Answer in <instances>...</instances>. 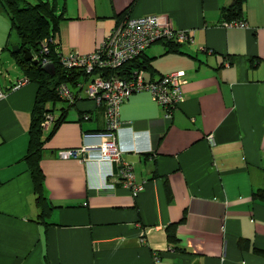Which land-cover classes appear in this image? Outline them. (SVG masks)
I'll return each instance as SVG.
<instances>
[{"label":"crops","instance_id":"0c3cea01","mask_svg":"<svg viewBox=\"0 0 264 264\" xmlns=\"http://www.w3.org/2000/svg\"><path fill=\"white\" fill-rule=\"evenodd\" d=\"M232 1L54 0L57 55L93 53L128 17L159 16L185 34L177 52L155 42L129 65L145 81L181 72V100L168 120L146 91L120 103L121 162L143 182L132 197L115 167L58 156L97 145L92 136L105 130V108L83 93L98 75L67 84L73 103L46 105L61 121L42 145L41 220L24 162L36 86L12 89L24 76L9 62L5 72L15 74L0 85V264H264L254 251L264 253V0H242V28L222 25ZM10 33L0 11V57L17 45ZM110 170L114 188L100 190Z\"/></svg>","mask_w":264,"mask_h":264},{"label":"built area","instance_id":"2783aa9c","mask_svg":"<svg viewBox=\"0 0 264 264\" xmlns=\"http://www.w3.org/2000/svg\"><path fill=\"white\" fill-rule=\"evenodd\" d=\"M224 27H244L242 20L224 21ZM187 36L175 32L159 16L128 17L115 26L101 45L91 54L81 55L71 52L67 55H57L58 64L67 70H81L90 75L95 71H113L122 67L128 61L139 56L151 44L159 41L182 43L187 41ZM54 44L53 38L43 39L38 49L31 54V61L39 66L49 64V45ZM56 51V50H55ZM54 51V52H55ZM181 72H172L161 76L155 81H145L136 72L126 77L99 76L90 79L84 86L85 97L94 104H102L105 108V130L103 133L93 135L98 140L97 145H84L77 149L59 151L61 158H78L82 161H91L96 164H106L116 168L117 183L127 189L132 197H136L143 189V182H135L131 167L121 162V150L115 140V133L119 130V122L116 119V112L120 103L132 93L146 91L153 102L161 109L162 118L170 119L171 113L176 109L181 100ZM26 83V79L20 78L15 82L12 89ZM55 94L61 101L72 104L74 96L64 84L55 89ZM4 93L0 90V99ZM87 119V117H84ZM53 118L45 114L43 127L51 124ZM210 142L211 138L208 136ZM103 177L104 180L98 188L100 190H112L114 186L106 182L114 177L112 171Z\"/></svg>","mask_w":264,"mask_h":264},{"label":"trees","instance_id":"16d2710c","mask_svg":"<svg viewBox=\"0 0 264 264\" xmlns=\"http://www.w3.org/2000/svg\"><path fill=\"white\" fill-rule=\"evenodd\" d=\"M33 4L26 0H0V11L7 18L9 30L16 34L18 49L10 52L14 64L26 79V82L36 86V93L30 112L28 126V144L24 156L29 178L32 185L34 201L39 209V219L43 220L46 216L49 206L42 192L43 175L40 169V159L42 145L52 135L60 123V118L53 121L48 133L43 131V121L45 114H48L46 105L48 103L60 102L55 89L60 84L75 86L81 81H86L92 75H98L101 78L108 76L126 77L131 75L129 65L134 63L136 58L125 63L122 67L113 71H93L90 75L81 70H67L58 64L57 54L54 52L56 45H49L48 60L53 66V75L45 73L39 64L33 65L31 62L23 60L22 52L33 54L43 39L53 38L57 29L61 15L55 11L54 0H34ZM242 0H233L230 7L224 10V21H235L241 16ZM163 42V41H159ZM168 46V52H177L174 43L164 42ZM68 104V103H66ZM71 105V104H68ZM262 192L258 195L261 196ZM182 223V221L180 222ZM173 233L167 230V239L171 240ZM256 254L263 255V252L254 250Z\"/></svg>","mask_w":264,"mask_h":264},{"label":"rangeland","instance_id":"374dc122","mask_svg":"<svg viewBox=\"0 0 264 264\" xmlns=\"http://www.w3.org/2000/svg\"><path fill=\"white\" fill-rule=\"evenodd\" d=\"M28 3L33 4L35 1L34 0H26ZM16 41V34L15 32L12 30L10 33V42L12 41ZM14 45L9 46L5 51L4 54L0 57V85H2L3 83V76H8L10 75L9 73L5 72V70L7 69V64L10 62L12 64H14V61L9 53V50L11 49V47H13ZM12 61V62H11ZM10 64V65H11ZM15 65V64H14ZM16 67V65H15ZM17 68V67H16ZM18 69V68H17ZM13 74H15V71H12L10 76H13Z\"/></svg>","mask_w":264,"mask_h":264},{"label":"water","instance_id":"95a60500","mask_svg":"<svg viewBox=\"0 0 264 264\" xmlns=\"http://www.w3.org/2000/svg\"><path fill=\"white\" fill-rule=\"evenodd\" d=\"M18 49V46L17 45H14L13 47H11L10 51L11 52H15L16 50ZM22 57H23V60L24 61H27V62H31L33 65H36V62L35 61H31V55L28 53V52H22ZM41 69L47 73V74H50V75H53V66L52 64H47L45 66H42Z\"/></svg>","mask_w":264,"mask_h":264}]
</instances>
